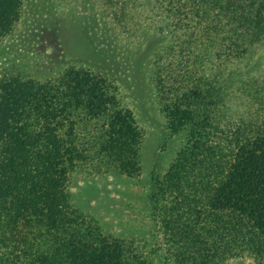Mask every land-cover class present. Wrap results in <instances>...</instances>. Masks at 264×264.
<instances>
[{"label": "trees", "instance_id": "1", "mask_svg": "<svg viewBox=\"0 0 264 264\" xmlns=\"http://www.w3.org/2000/svg\"><path fill=\"white\" fill-rule=\"evenodd\" d=\"M98 2L112 34L158 37L146 87L162 119L159 152L167 137L179 149L147 181L150 237L141 248L103 245L93 220L66 202L73 173L106 174L123 152L122 173L138 170L141 134L108 77L71 66L49 83L20 84L5 71L0 264H264V54L261 70H250L264 45V0ZM21 7L0 0V29Z\"/></svg>", "mask_w": 264, "mask_h": 264}, {"label": "rangeland", "instance_id": "2", "mask_svg": "<svg viewBox=\"0 0 264 264\" xmlns=\"http://www.w3.org/2000/svg\"><path fill=\"white\" fill-rule=\"evenodd\" d=\"M23 4L17 18L0 29V72L12 70L17 83L35 84L56 80L71 66L92 73L100 69L110 81L108 89H113L120 106L135 119L141 139L135 147L139 165L133 176L121 171L129 153L123 152L116 154L114 170L109 169L105 175L95 174L92 168L73 173L65 192L72 211L84 220H93L99 237L104 238L103 245L119 241L124 248L131 243L141 248L151 228L144 194L149 175L154 165V171L162 174L179 149L178 139L167 137V146L159 152L162 141L158 134L163 124L146 87L149 56L158 37L112 34L106 28L110 24L106 21L107 9L98 0H23ZM263 54L261 45L254 52L252 73L263 67ZM101 160L107 161V157ZM146 259L149 264H159L156 258ZM164 259L161 257V261ZM222 264L253 262L242 256Z\"/></svg>", "mask_w": 264, "mask_h": 264}]
</instances>
